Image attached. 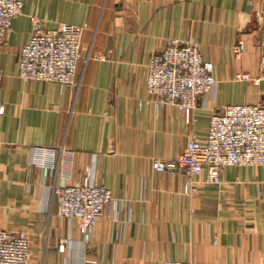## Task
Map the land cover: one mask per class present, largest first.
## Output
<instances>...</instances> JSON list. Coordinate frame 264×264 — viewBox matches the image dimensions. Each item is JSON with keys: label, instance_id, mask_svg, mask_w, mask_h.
I'll list each match as a JSON object with an SVG mask.
<instances>
[{"label": "crops", "instance_id": "obj_1", "mask_svg": "<svg viewBox=\"0 0 264 264\" xmlns=\"http://www.w3.org/2000/svg\"><path fill=\"white\" fill-rule=\"evenodd\" d=\"M23 2L0 40V228L29 233L30 264H264L263 165L227 166L220 183H202L193 195L182 171L152 166L155 157H177L193 133L204 136L225 105L264 102V80H255L264 0ZM34 17L48 30L86 26L78 91L19 76ZM169 38H194L214 63L216 88L192 124L173 105L140 104L150 96L151 56ZM240 39L245 51L236 56ZM103 51L110 59L88 58ZM86 179L117 199L113 218L97 222L88 241L78 220L58 214L54 194L55 184ZM51 238L66 239L65 250Z\"/></svg>", "mask_w": 264, "mask_h": 264}, {"label": "built area", "instance_id": "obj_2", "mask_svg": "<svg viewBox=\"0 0 264 264\" xmlns=\"http://www.w3.org/2000/svg\"><path fill=\"white\" fill-rule=\"evenodd\" d=\"M24 10L23 0H0V40L11 30L14 19ZM44 21L33 18L28 42L20 50L19 76L24 80L57 82L78 91L77 65L82 57V38L85 25L61 23L52 29L43 27ZM264 47V25L261 28ZM233 51L240 56L245 42L239 40ZM108 60L110 51L89 54L88 58ZM264 80V48L260 61ZM241 78H247L241 74ZM217 79L214 63L204 58L194 38H169L167 45L155 51L148 64V98L140 100L155 108L173 105L182 112L187 124L196 122L194 114L202 98L214 92ZM71 156L72 152L68 151ZM234 165L264 166V102L258 104L233 103L225 105L211 116L204 136L193 133L183 151L175 158L155 157L156 171H182L186 177L184 191L193 195L201 184L221 182L222 169ZM204 174L203 178L196 177ZM58 214L79 221L85 240H90L97 222L114 216L117 199L113 191L102 183L86 179L80 184H55ZM66 239L51 238L50 243L65 250ZM31 240L25 230L0 228V264H30ZM163 264H224L166 259ZM235 264H245L238 262Z\"/></svg>", "mask_w": 264, "mask_h": 264}, {"label": "rangeland", "instance_id": "obj_3", "mask_svg": "<svg viewBox=\"0 0 264 264\" xmlns=\"http://www.w3.org/2000/svg\"><path fill=\"white\" fill-rule=\"evenodd\" d=\"M187 195V194H186Z\"/></svg>", "mask_w": 264, "mask_h": 264}]
</instances>
